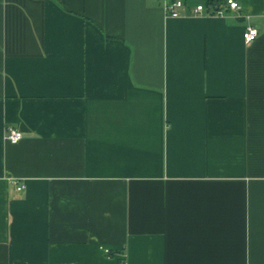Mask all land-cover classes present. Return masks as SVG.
<instances>
[{"label": "crops", "instance_id": "obj_1", "mask_svg": "<svg viewBox=\"0 0 264 264\" xmlns=\"http://www.w3.org/2000/svg\"><path fill=\"white\" fill-rule=\"evenodd\" d=\"M238 2L0 0V264H264V0Z\"/></svg>", "mask_w": 264, "mask_h": 264}, {"label": "built area", "instance_id": "obj_2", "mask_svg": "<svg viewBox=\"0 0 264 264\" xmlns=\"http://www.w3.org/2000/svg\"><path fill=\"white\" fill-rule=\"evenodd\" d=\"M163 8L168 16L170 17H182L184 15V11L187 8V3L185 0H162ZM241 6L238 2V0H226V5L224 8L219 9H213L214 15H222L224 13L225 8L231 9V10H237ZM207 7L204 3H199L193 8L194 14H199L203 11H206ZM259 35V30L256 26L248 25L244 31H243V38L246 43L253 42ZM23 137V134L14 128H9L7 131V134L5 138L13 143L18 142ZM16 185V188L18 190H21L24 186L22 184H18L17 182H14Z\"/></svg>", "mask_w": 264, "mask_h": 264}, {"label": "trees", "instance_id": "obj_3", "mask_svg": "<svg viewBox=\"0 0 264 264\" xmlns=\"http://www.w3.org/2000/svg\"><path fill=\"white\" fill-rule=\"evenodd\" d=\"M203 3L208 8L209 12L213 13V9L224 8L226 5V0H204Z\"/></svg>", "mask_w": 264, "mask_h": 264}, {"label": "rangeland", "instance_id": "obj_4", "mask_svg": "<svg viewBox=\"0 0 264 264\" xmlns=\"http://www.w3.org/2000/svg\"><path fill=\"white\" fill-rule=\"evenodd\" d=\"M204 2V0H187V2H189V3H191V4H194V5H196L197 4V2Z\"/></svg>", "mask_w": 264, "mask_h": 264}]
</instances>
